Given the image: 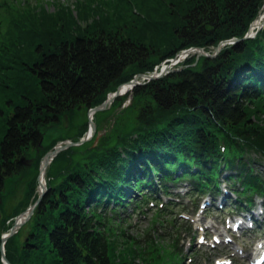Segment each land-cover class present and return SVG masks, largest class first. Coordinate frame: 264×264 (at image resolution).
<instances>
[{
	"label": "trees",
	"instance_id": "1",
	"mask_svg": "<svg viewBox=\"0 0 264 264\" xmlns=\"http://www.w3.org/2000/svg\"><path fill=\"white\" fill-rule=\"evenodd\" d=\"M83 1L77 4L78 17L55 0L54 14L47 13L40 1L27 4L19 18L16 6L10 10L0 0V22L20 25L19 32L26 29L17 39L18 47L10 43V48L26 46L35 54L29 71L40 87L37 98L24 97L25 106L16 108L8 121L1 142L0 198L6 179L21 173L19 158L43 142L48 126L55 127L75 110L99 106L135 74L153 71L181 50L210 51L223 40L241 39L264 4V0ZM89 16L95 20L85 28L77 26L76 18ZM14 19L19 23L14 25ZM194 61L195 56L182 70L136 86L131 104L115 118L111 140L72 159V166L64 154L71 148L53 159L46 173L51 177L49 191L29 221L30 244L22 248L26 256L38 251L36 264H181L171 237L156 244L146 237L140 244L131 236L117 235L104 223L97 204L104 199L122 204L124 187L139 191L144 183L160 181L182 167L196 168L191 176L208 188L206 181L214 179L219 166L216 132L228 136L232 155L242 165L246 166L245 150L264 159V29L254 39L225 46L213 59L201 57L192 66ZM126 98L118 97L109 109L96 113L95 124ZM53 165L56 173L50 174ZM244 171L232 182L242 183L248 194H264V179L254 177L249 168Z\"/></svg>",
	"mask_w": 264,
	"mask_h": 264
},
{
	"label": "rangeland",
	"instance_id": "2",
	"mask_svg": "<svg viewBox=\"0 0 264 264\" xmlns=\"http://www.w3.org/2000/svg\"><path fill=\"white\" fill-rule=\"evenodd\" d=\"M4 1L6 2L5 6L8 7L9 9L12 6H16L17 16L20 18L19 12L24 10L27 11V7H25L27 4L31 7V5L39 4L40 1L42 2V5L45 7L47 13L53 12L54 7L52 4L54 3L55 0H39V1L4 0ZM56 1L59 4L63 3L64 5H68L70 9H73V13L75 17L76 16L78 17V14H76V9H78L77 4L84 3L83 0H56ZM1 3L2 2H0V4ZM136 10L137 9L135 7L132 13H134V11ZM2 17H4L5 20L8 19L5 16L4 12L2 13ZM93 20L95 19L92 18V16H89L85 20H80L79 18L75 19V21L77 22V26L79 24L84 28ZM255 20H253L250 23L248 28H250L254 24ZM3 22L4 23L0 22V43H1L0 46V71H1L0 72V164L2 163L1 142L4 140L6 129L8 127V121L15 115L16 108L25 106L26 100L24 99V97L29 96L31 98H37L36 95L39 93V88H40L37 79L29 71V67L37 60L35 54H32L31 49L26 48V46L21 48L20 50H18V48L17 49L10 48V43L12 44V46L18 47V44H16L17 39L19 36L21 35L23 36L25 34L26 32L25 27L20 29L21 32L17 31L16 26L20 27V25H16L17 23H19V19L13 20V23L16 26H13L11 23L6 21ZM263 29L264 26L261 29H259L260 32H262ZM68 30L69 29H67V32ZM257 34L255 35L257 36ZM163 39L166 38L164 37ZM251 48L254 49L253 46H251ZM200 58L201 57L195 56V61L192 64V66H195ZM18 59L20 60L19 62H17ZM188 59L189 58L187 57L181 62L172 63V65L169 67L170 70L169 69L168 70L173 72L174 71L178 72L182 70ZM165 64L169 65L170 62L163 63L162 61L159 64L155 65L154 69L160 67L161 65L163 66ZM165 74L166 73H163V75ZM170 74L173 73L170 72ZM14 81H16L15 85H14ZM32 100L34 101L35 99ZM131 101H132V95L131 97L128 96L126 99H124L121 102L120 106L117 107L113 112L106 113L105 115L100 117L97 122V125L94 123V121H92L93 126H96V130L94 131V133L91 131L90 139L81 144L78 143L82 141L84 137H86L85 134L88 132L90 126L89 120L90 117L92 116L89 113V110L85 111L84 109H79L71 112L70 114H65L55 127L48 126L44 130L42 134L44 138L43 142L41 140L38 147L29 149L25 155H22L19 158V163L22 166L21 173L18 174L15 173L11 177H8L5 181V185L0 198V229H3L2 232H0V237L4 236L5 233H8V231H10L14 222L16 221L17 217L20 214H23V212H25L26 209L32 205L35 193L38 190L37 179H38L39 167L42 161V157L49 150L53 149L55 146L70 141L75 144L74 146H71V150L73 151L65 152L64 154L67 155L65 156V161L67 162L66 164L68 165L69 163L72 166L71 163L72 159H74V161H77L78 156L82 157L83 153L92 150L94 148H97L101 143L109 141L114 137V133L112 130L116 126L115 118H117L118 115L124 113L127 107L131 104ZM249 152L251 154L249 156L250 163L253 164V168L255 172H257L261 177L264 178V159L258 157V154L254 153L252 150H249ZM62 160L63 158H61L60 161ZM55 164H60V163H55ZM236 164L237 162L234 161L231 164V166L235 168ZM54 166L55 165H53L52 166L53 168L51 167V169L49 170L50 174L56 173V167ZM229 173L231 174L234 173V170L230 169L225 171V173H223L222 171L221 182L225 181L224 176L229 175ZM50 178H47V182L49 181ZM126 191H130V190L126 189ZM255 200L258 201L259 199L257 200V198H255ZM132 206L133 205H131L126 211L119 212V216H118L108 212L109 210L113 209L111 204H109V206L104 207V210L101 211L102 213L104 212L103 214H101V216L106 226L108 225L111 226L112 223L114 225L116 221L123 223L124 219H127L128 222L124 223L125 232L128 235L138 233L137 237L140 239L139 241L140 244H142L144 243V239L146 238L145 233L149 228V225H147V223L151 216V212H148L146 217L142 218L140 216H136V214L132 212L133 210ZM119 210L120 209H118L117 211ZM98 211H100V209ZM135 217H137V219H135ZM134 220H137L136 223L134 222ZM32 225L33 223L31 225L28 222L25 223L21 227L20 231L12 237L8 245L6 244L9 241V239L6 240V243L3 247V251L5 253L6 259H7L6 257L7 254L10 256L9 259L15 264H36L35 260L37 259L38 251L36 250L28 251L29 256H26L25 252L22 249L25 248L26 246H29L27 243L30 238L29 232L32 229ZM128 226L129 228H127ZM116 234L118 235L119 231L116 230ZM163 239L166 238L164 237ZM163 244H166V242H164ZM177 248L178 250L176 249V252L179 251L183 255L190 256L192 260L191 264H208L206 262L207 258L204 256L202 257L197 256L196 261L194 262L193 254L191 252H188V249L185 248L182 240H179ZM187 252L188 254H186ZM164 256H165V261H167L169 257L166 255ZM7 261L11 263L8 259ZM185 262L186 260H184L182 264H185ZM0 264H4L2 262V259H0Z\"/></svg>",
	"mask_w": 264,
	"mask_h": 264
},
{
	"label": "water",
	"instance_id": "3",
	"mask_svg": "<svg viewBox=\"0 0 264 264\" xmlns=\"http://www.w3.org/2000/svg\"><path fill=\"white\" fill-rule=\"evenodd\" d=\"M250 37V35H249V30H248V33H247V35H246V37H244L242 40H245V39H247V38H249ZM239 41H241V40H239V39H234L232 42H235V43H237V42H239ZM227 41H224V42H221L216 48H215V50H214V53L213 54H209V53H207V52H205L203 49H200V48H193L192 50H190L189 52H191V53H194V54H196V56L197 57H200V56H203V57H210V58H213V57H215L218 53H219V51L221 50V47H222V45L223 44H225ZM162 74V72L158 75V76H144V75H137L136 76V78L137 77H143V78H147L148 80H154V79H156V78H158L160 75ZM135 78V79H136ZM135 79H133L130 83H128V84H124L125 86L126 85H133V86H135V85H139V83L135 80ZM121 87L122 86H120L119 88H118V90H116L114 93H112V94H110V95H108L107 96V99L100 105V106H98V107H95V108H91V109H89V113L92 115V114H95L96 112H99V111H103V110H105L106 108H108L111 104H112V102L114 101V99L117 97V96H119V95H121L122 93H121ZM89 125H90V134H91V131L94 133V131H95V126H93L92 125V122H91V117H90V120H89ZM92 133V134H93ZM86 135V134H85ZM90 137V136H89ZM89 137H84V139L82 140V141H80L78 144H81V143H83V142H86L87 140H89ZM75 144L73 143V142H70V141H68V142H66V143H62V144H59V145H57V146H55L52 150H50V151H48L43 157H42V161H41V164H40V167H39V175H38V179H39V177L46 171L45 169H41V166H42V163L43 162H45V165L47 166V164L59 153V152H61V151H63V150H65V149H67V148H69V147H71V146H74ZM37 179V182H38V184H39V180ZM46 191H47V188H46V185H44V188L39 192V195H38V198L36 199V201L34 202V204L32 205V206H30L23 214H25V213H27V216H26V219L24 220V222H26L27 220H29V218L31 217V215L33 214V211H34V209H35V207L41 202V199H42V197L44 196V194L46 193ZM20 215H22V214H20ZM19 215V216H20ZM18 216V217H19ZM17 217V218H18ZM15 224H16V221L14 222V224H13V226H12V228L10 229V231L7 233V235L6 236H1L0 237V241H1V245L2 244H4L5 242H6V240L9 238V237H11V236H13L19 229H20V227L22 226H18V227H16L15 226ZM0 256H1V259H2V262L4 263V264H11V263H9L8 261H7V259L5 258V255H4V251H3V247H1L0 248Z\"/></svg>",
	"mask_w": 264,
	"mask_h": 264
},
{
	"label": "bare ground",
	"instance_id": "4",
	"mask_svg": "<svg viewBox=\"0 0 264 264\" xmlns=\"http://www.w3.org/2000/svg\"><path fill=\"white\" fill-rule=\"evenodd\" d=\"M264 24V9H262V12H261V14H260V16H259V18L254 22V24L250 27V34L251 35H254V34H257L258 33V31H259V29H261L260 27L262 26ZM223 48V47H222ZM191 52H188V53H186V54H180V56L179 57H177V62H181V61H183L184 59H186V58H184L186 55H188V54H190ZM174 62H176V61H172V62H170V64L169 65H167V64H165V65H163L162 67L160 66V67H158L157 68V72L156 73H154L155 74V76L156 75H158L160 72H162V71H164V72H167V74H168V72H169V67L172 65V63H174ZM169 69V70H168ZM144 80L143 79H141L139 82H143ZM133 89H131V87L130 86H124L123 88H121V92H125V94L126 93H130L131 91H132ZM92 118V117H91ZM92 125H93V122H92ZM89 132L88 133H86V137H89V136H91V134H90V129L88 130ZM53 161L51 160L48 164H47V166L45 165V162H43L42 163V166H41V169H45L46 170V168L48 167V165L49 164H51ZM39 189H38V192H40L43 188H44V185L46 184V181H45V172L39 177ZM26 216H27V213H25V214H22V215H20L17 219H16V224H15V226L16 227H18V226H23L24 224H25V222H24V220L26 219ZM21 226V227H22ZM19 228V227H18Z\"/></svg>",
	"mask_w": 264,
	"mask_h": 264
}]
</instances>
